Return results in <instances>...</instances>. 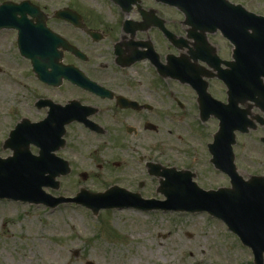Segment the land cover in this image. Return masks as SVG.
Instances as JSON below:
<instances>
[{"label":"flooded vegetation","instance_id":"obj_1","mask_svg":"<svg viewBox=\"0 0 264 264\" xmlns=\"http://www.w3.org/2000/svg\"><path fill=\"white\" fill-rule=\"evenodd\" d=\"M54 1L57 0H0V75L8 73L5 79L13 80L19 87L23 82L44 86L40 93H31V98L24 95L22 99L18 95L11 100L8 112H14L16 120L9 130L22 117L38 121L58 109L80 117L66 125L67 143L59 152L61 156L68 146V133L70 135L74 127L92 135L96 146L102 149L135 144L173 147L171 145L177 143V118L201 115L199 95L193 84L204 85L205 82L213 100L231 105L228 108L233 116H240L247 109L250 118L257 113V107L247 105L240 93L236 103L231 101L230 88L222 78L208 76L227 67L226 61L233 59V44L220 29L203 30L187 23L189 14L177 6V0H102L111 8L112 12L107 15L97 10L101 0H62L57 1L58 4ZM190 2L196 3L195 0ZM194 10L199 11V8ZM25 36L39 37L33 54L46 43L55 45L58 56H54V52L38 56L39 64H43L41 68L50 72L77 68L83 73L81 82L63 77L60 84L54 85L40 78L35 70L36 60L33 62L32 56L21 50L19 37ZM14 73L18 79L11 78ZM32 112L41 116L34 119ZM213 115L209 120L211 126L204 133L208 157L203 168L206 169L199 165L204 160L195 159L194 166L181 164V160L187 158L182 155L190 153L186 149L189 144L186 148L181 146L177 163L167 164L164 156L170 155L161 152L156 154L159 157L156 161L193 170L201 185L202 177L217 171L211 144L218 119ZM256 129L264 131V126ZM195 133L197 137L203 135L199 130ZM237 135L236 161L241 156L239 135L243 134ZM111 162L107 164L110 171L112 166L114 171L120 168L126 171L128 164L121 159ZM145 167L146 174L151 175L146 164ZM217 172L226 177L227 182L209 188L230 184L227 174ZM113 184L142 195L148 191L142 180L138 182L139 189L134 184Z\"/></svg>","mask_w":264,"mask_h":264},{"label":"rangeland","instance_id":"obj_2","mask_svg":"<svg viewBox=\"0 0 264 264\" xmlns=\"http://www.w3.org/2000/svg\"><path fill=\"white\" fill-rule=\"evenodd\" d=\"M243 1L250 10L264 14V0ZM103 3L101 0V6H97L98 12L111 13V8ZM6 77H9L8 73L0 75L2 157L11 153L10 149L2 147V141L16 120L15 113L8 112L11 100L18 95L22 99L24 95L31 98V93H40L44 89L37 83L23 82L19 87ZM11 78L18 79V76L14 73ZM30 115H34V119L41 116L35 112ZM208 126L211 123L204 124L195 115L177 118V143L175 146L172 144L173 147L135 144L103 149L96 146L92 135L74 127L75 130L70 135L68 133V146L62 152L70 160L72 171L60 178L58 189L45 190L56 197H71L76 195L80 185L97 191L120 182L134 184L139 189L138 182L142 180L146 185L144 189H148L144 197L163 199L164 195L157 191V179L146 174L145 164L155 163V158H159L156 154L160 152L170 155L164 156L167 164L177 163L181 146L186 148L189 144L186 149L190 153H184L182 157L187 158L184 157L179 164L193 165L195 159L204 160L198 164L206 169L203 168L208 157L204 133H207ZM197 130L203 135L195 136ZM263 134L258 129L239 135L241 156L237 165L242 173L264 172V144L260 140ZM33 150L36 151L35 148ZM117 159L128 164L126 171L121 168L114 171L113 166L112 171L109 170L107 164ZM224 182L227 178L215 171L202 177L201 183L205 187H215ZM42 252L49 253L50 259L40 258L39 253ZM253 259L250 247L244 245L223 221L205 212H143L124 208L101 210L94 215L90 209L76 203L50 208L42 204L0 199V264H87L89 261L95 264H255Z\"/></svg>","mask_w":264,"mask_h":264},{"label":"water","instance_id":"obj_3","mask_svg":"<svg viewBox=\"0 0 264 264\" xmlns=\"http://www.w3.org/2000/svg\"><path fill=\"white\" fill-rule=\"evenodd\" d=\"M218 1L224 7L222 15L214 6L208 9L209 15L207 11H203L201 18L204 20L197 21L190 13L188 22L199 23L205 28L210 27L207 24L214 23L215 26L211 29L219 25L231 38L236 45L235 61L230 62L231 67L220 74L232 88L233 95L230 100L237 102L239 86L245 94L242 99L254 100L264 108V16L241 6L229 5L226 0ZM181 5L185 7L184 4ZM69 14L74 17L72 12ZM38 41L39 37L36 36L19 37L22 52L31 55L33 62L36 60L35 70L40 78L55 85L60 84L63 77L72 79L75 83L81 82L83 73L77 68L53 69L51 72L41 68L43 64H39L38 58L41 53L47 56L53 52L54 56L59 54L55 45L47 43L33 54ZM210 99L206 85H203L199 89L201 118L208 119L210 112L214 111L220 119V128L215 134L211 151L215 166L230 176V187L207 190L193 180L195 174L189 169L179 170L176 167L151 163L149 172L161 177L158 190L165 195V200L146 199L139 192H129L116 185L104 192H91L81 188L74 197L53 196L45 188L58 189L60 187L58 177L67 175L71 170L68 160L57 155L56 151L65 146L63 137L65 125L80 118L74 113L68 115L67 111L57 109L37 122L23 118L10 131L4 147L11 148L13 153L6 158L0 157V198L43 203L51 207L64 202H75L91 208L95 214L101 208L123 207H135L146 211L154 209L193 213L207 211L223 220L245 244L252 247L256 264H264V175H249L245 178L238 171L233 151V144L236 142L235 131L248 132L249 127L255 128L256 125L254 120L247 117V113L250 112L248 109L242 116H233L226 111L231 105L227 104L224 107L216 103L209 107ZM255 117L264 124L263 118L259 115ZM262 140L264 141V137ZM31 144L39 148L38 154L31 151Z\"/></svg>","mask_w":264,"mask_h":264},{"label":"bare ground","instance_id":"obj_4","mask_svg":"<svg viewBox=\"0 0 264 264\" xmlns=\"http://www.w3.org/2000/svg\"><path fill=\"white\" fill-rule=\"evenodd\" d=\"M40 258L44 259V260H49L50 259V254L49 253H39Z\"/></svg>","mask_w":264,"mask_h":264}]
</instances>
